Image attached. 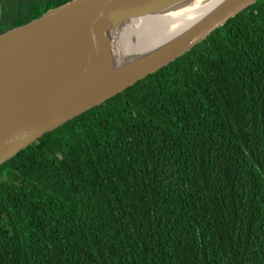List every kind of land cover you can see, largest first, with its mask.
Masks as SVG:
<instances>
[{
	"label": "trees",
	"instance_id": "trees-1",
	"mask_svg": "<svg viewBox=\"0 0 264 264\" xmlns=\"http://www.w3.org/2000/svg\"><path fill=\"white\" fill-rule=\"evenodd\" d=\"M0 264H264V0L3 162Z\"/></svg>",
	"mask_w": 264,
	"mask_h": 264
},
{
	"label": "water",
	"instance_id": "water-1",
	"mask_svg": "<svg viewBox=\"0 0 264 264\" xmlns=\"http://www.w3.org/2000/svg\"><path fill=\"white\" fill-rule=\"evenodd\" d=\"M189 0H75L0 33V165L44 133L172 62L257 0H218L123 60L112 36L128 19Z\"/></svg>",
	"mask_w": 264,
	"mask_h": 264
},
{
	"label": "bare ground",
	"instance_id": "bare-ground-1",
	"mask_svg": "<svg viewBox=\"0 0 264 264\" xmlns=\"http://www.w3.org/2000/svg\"><path fill=\"white\" fill-rule=\"evenodd\" d=\"M218 0H189L169 9L128 19L112 36V53L123 60L170 37Z\"/></svg>",
	"mask_w": 264,
	"mask_h": 264
}]
</instances>
